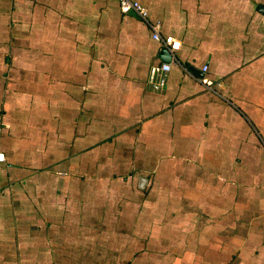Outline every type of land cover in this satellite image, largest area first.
<instances>
[{"label":"crops","instance_id":"1","mask_svg":"<svg viewBox=\"0 0 264 264\" xmlns=\"http://www.w3.org/2000/svg\"><path fill=\"white\" fill-rule=\"evenodd\" d=\"M136 1L0 0V264H264V0Z\"/></svg>","mask_w":264,"mask_h":264},{"label":"built area","instance_id":"2","mask_svg":"<svg viewBox=\"0 0 264 264\" xmlns=\"http://www.w3.org/2000/svg\"><path fill=\"white\" fill-rule=\"evenodd\" d=\"M119 7L122 11L132 10L142 20L147 22L146 8L136 0H118ZM151 28V37L159 41L168 51L176 49L179 45V41L171 35H161L159 33L160 22L158 20L149 23ZM169 62L163 61L156 65H151L148 70V82L154 89L159 88L164 81L163 73L169 69ZM205 69V66L202 67ZM0 159H2V153H0Z\"/></svg>","mask_w":264,"mask_h":264},{"label":"water","instance_id":"3","mask_svg":"<svg viewBox=\"0 0 264 264\" xmlns=\"http://www.w3.org/2000/svg\"><path fill=\"white\" fill-rule=\"evenodd\" d=\"M163 51H164V54H165V56L167 58L168 52L166 51V49H163Z\"/></svg>","mask_w":264,"mask_h":264}]
</instances>
